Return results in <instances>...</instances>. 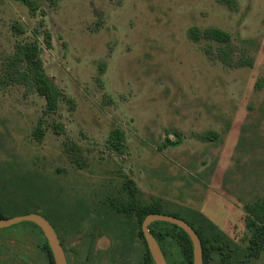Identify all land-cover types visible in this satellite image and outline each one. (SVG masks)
I'll return each instance as SVG.
<instances>
[{"label": "rangeland", "instance_id": "374dc122", "mask_svg": "<svg viewBox=\"0 0 264 264\" xmlns=\"http://www.w3.org/2000/svg\"><path fill=\"white\" fill-rule=\"evenodd\" d=\"M40 2L53 44L44 65L63 96L47 114L44 97L4 82L9 54L39 18L0 0L3 189L21 191L31 174L51 185L54 212L71 217L127 176L164 214L199 211L245 248V204L264 199V0H236L234 9L221 0ZM14 22L27 33L14 34ZM193 26L221 28L231 42H195ZM222 47L233 65L219 58ZM40 119L41 141L33 133ZM114 128L126 134L123 154L107 147ZM209 130L219 137L203 139ZM177 134L179 145L163 147ZM24 226L1 228L0 238ZM250 264H264V251Z\"/></svg>", "mask_w": 264, "mask_h": 264}, {"label": "trees", "instance_id": "16d2710c", "mask_svg": "<svg viewBox=\"0 0 264 264\" xmlns=\"http://www.w3.org/2000/svg\"><path fill=\"white\" fill-rule=\"evenodd\" d=\"M14 1L25 5L29 13L39 19L33 29V36L18 41L13 52L9 54L3 69L4 82L22 86L28 93H38L46 101L45 112L54 113L63 95L48 75L43 60L44 46L46 48L53 46L52 33L46 25L47 11L42 7L40 0ZM221 2L232 9L236 7V0H221ZM12 30L17 35L26 34L28 31L19 22H14ZM189 36L195 42L207 39L226 45L232 39L229 32L218 27L201 29L193 26L189 29ZM231 53L230 49L222 47L218 55L226 65H233ZM67 99L70 102L73 101L71 98ZM42 124L43 120L40 119L33 131L34 136L40 141L45 136ZM56 129L62 131L63 128L58 125ZM177 136L179 138L175 141L167 138L163 147L179 145L182 136L180 134ZM218 137L219 133L213 130L202 135V138L206 140ZM106 143L107 147L114 152L123 154L127 146L125 132L120 128H114L109 133ZM21 180L22 189L18 192L5 191L3 185L0 184V219L36 212L45 216L53 227L59 230L64 229L66 218L79 222L88 213L91 217L97 213L95 210L87 211V206L80 211L73 212L71 217L61 210L54 212L51 185L48 182H36L31 174H27ZM109 191H106L103 196L104 221L132 225L136 236H139L145 245L147 262L153 264L142 230V222L149 213H164L161 201L159 199H154L150 203L143 201L136 181L127 176H124L120 188L116 191ZM245 210V226L248 233L245 248L232 242L216 224L199 211H191V219L183 218L193 226L201 239L204 264H250L252 260L261 256L264 251V199L245 204ZM171 215L180 217L178 214ZM22 223L25 224L24 229L7 236L5 240L0 238V246L6 245L8 263L56 264L43 230L34 222L23 221ZM149 230L156 237L168 264H193V243L183 228L170 222L156 221L149 225Z\"/></svg>", "mask_w": 264, "mask_h": 264}, {"label": "flooded vegetation", "instance_id": "af4514ba", "mask_svg": "<svg viewBox=\"0 0 264 264\" xmlns=\"http://www.w3.org/2000/svg\"><path fill=\"white\" fill-rule=\"evenodd\" d=\"M90 203L86 210H95L96 215L88 213L79 222L66 218L64 229L54 228L68 264H149L145 245L132 225L104 221L102 195ZM0 256L8 264L6 245L0 246Z\"/></svg>", "mask_w": 264, "mask_h": 264}, {"label": "water", "instance_id": "95a60500", "mask_svg": "<svg viewBox=\"0 0 264 264\" xmlns=\"http://www.w3.org/2000/svg\"><path fill=\"white\" fill-rule=\"evenodd\" d=\"M23 221L34 222L43 230L44 235L46 236L52 249L56 264H68L58 235L52 223L45 216L36 212H31L13 217L2 218L0 219V229ZM156 221L170 222L183 228L188 233L193 243V264H204L202 242L192 225H190L183 218L171 214L149 213L142 222V230L154 264H168L156 237L149 230V225Z\"/></svg>", "mask_w": 264, "mask_h": 264}]
</instances>
